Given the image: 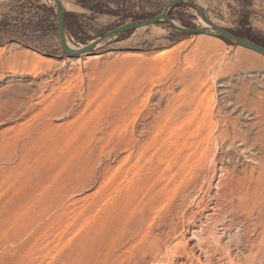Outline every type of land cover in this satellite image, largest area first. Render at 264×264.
<instances>
[{
  "label": "rangeland",
  "instance_id": "1",
  "mask_svg": "<svg viewBox=\"0 0 264 264\" xmlns=\"http://www.w3.org/2000/svg\"><path fill=\"white\" fill-rule=\"evenodd\" d=\"M62 1L81 48L176 0ZM186 1L264 44V0ZM45 7L0 0V264H264V56L160 22L71 57Z\"/></svg>",
  "mask_w": 264,
  "mask_h": 264
},
{
  "label": "water",
  "instance_id": "2",
  "mask_svg": "<svg viewBox=\"0 0 264 264\" xmlns=\"http://www.w3.org/2000/svg\"><path fill=\"white\" fill-rule=\"evenodd\" d=\"M56 7V16H57V29L59 34V40H60V46L63 50V52L71 57H79L88 53L93 52L97 47H99L101 44L110 41L114 38H118L119 36H122L126 33L136 31L141 28H146L150 26H154L159 24L160 22H166L170 26H172L176 31L185 34V35H214L216 37H219L225 41L234 43L238 46L244 47L248 50L254 51L262 56H264V47L261 45H258L248 39H245L243 37H239L235 35L233 32L223 29L217 25H215L211 20H209L205 10L198 5L195 2H189L186 0H176L173 3L169 4L165 10L157 16H154L152 18L146 19V20H138L133 21L129 23H125L112 31L108 32L103 37H100L99 39L92 41L89 45L84 46L83 49L75 50L69 46L68 37H67V31H66V23H65V17H66V8L62 0H53ZM186 4L190 7L198 9L203 17L206 23L210 26V28H202V29H188L179 25H176L175 22L171 19L169 13L177 5Z\"/></svg>",
  "mask_w": 264,
  "mask_h": 264
},
{
  "label": "trees",
  "instance_id": "3",
  "mask_svg": "<svg viewBox=\"0 0 264 264\" xmlns=\"http://www.w3.org/2000/svg\"><path fill=\"white\" fill-rule=\"evenodd\" d=\"M45 8L47 10V13H50V15H52L54 18H57V16L54 15V9L52 7H45ZM68 22H69L68 15L66 13V17H65L66 31H67V33L72 35V32L70 31V29H68ZM49 24L50 25L48 26L47 31H46L48 36L53 35V34L54 35L57 34V26L54 23H49ZM180 34H182V33H180ZM183 35H185V34H183ZM252 42L264 47V44H261L260 42H256L255 40H252ZM24 45L28 48H31V45H29L28 43H25ZM40 52L43 54L45 53L44 51H41V50H40Z\"/></svg>",
  "mask_w": 264,
  "mask_h": 264
},
{
  "label": "bare ground",
  "instance_id": "4",
  "mask_svg": "<svg viewBox=\"0 0 264 264\" xmlns=\"http://www.w3.org/2000/svg\"><path fill=\"white\" fill-rule=\"evenodd\" d=\"M176 25H178L177 23H175ZM205 28H210V26L207 24H205V26H204ZM69 46L71 47V48H73V49H75V50H80V49H83L84 47L82 46L81 48H78V47H76V46H74V45H72V44H70L69 43Z\"/></svg>",
  "mask_w": 264,
  "mask_h": 264
}]
</instances>
